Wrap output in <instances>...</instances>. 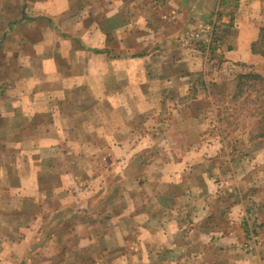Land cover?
Segmentation results:
<instances>
[{
	"label": "crops",
	"instance_id": "1",
	"mask_svg": "<svg viewBox=\"0 0 264 264\" xmlns=\"http://www.w3.org/2000/svg\"><path fill=\"white\" fill-rule=\"evenodd\" d=\"M100 1H106L107 7L98 9ZM141 1L144 0H0V118L23 119V123L13 122L12 128L17 131L8 139L18 147L30 144V148H17L8 166L0 164V218L7 213L8 217L18 214L20 204H10L9 196L20 199L26 192L38 206L48 204L49 210L53 209L49 216L37 211L20 238H0V264H28L42 240L47 243L54 239L62 243L54 244L59 251L47 254L53 258L74 251L79 259L74 264H109L106 258L110 256L119 264H133V259L138 264H172L175 258L177 264L183 257L201 261L204 254L190 250L186 241L212 244L217 238L228 237L220 225L236 223L232 213L220 210L216 214L218 204L210 201L222 191L216 182V178L220 181L216 177L219 169L204 171L203 165L210 161L214 164L220 157L209 160L201 152L204 142L200 143L202 135L192 110L197 92H188L187 88L183 92H161L162 82L172 81L175 85L177 80L179 88L182 78H167L163 51L159 50V57L153 55L158 52V35L155 41L149 37L158 30L149 31V11ZM190 1H194L193 9L204 3L181 0L187 8ZM219 1L213 0L205 9L212 34L221 13ZM232 1L235 9L237 2ZM156 4L150 10L156 12ZM245 4L251 9V19L259 23L237 22L236 44L228 46L227 55L232 57L234 50L240 53V47L244 54L237 52L231 59L254 57L251 44L264 26V0H246ZM175 7L181 9V3ZM216 11L220 12L217 17ZM133 48H139L140 53L123 52ZM117 49L123 54L116 53ZM40 130L47 136H41ZM171 130H176V135ZM101 131L107 146L105 155L98 157L95 150L91 154L79 152L85 165L75 157H66L63 145H93L94 133ZM137 146L142 151L156 146V154L147 160L149 165L141 164L145 156L139 158ZM54 148L57 152L52 156ZM47 150L49 154L44 153ZM53 157L59 161L58 184L44 192L61 194L54 206L43 203L38 195L41 176L50 175L54 169ZM15 159L20 161L16 166ZM68 159H72L73 167H80L77 172L68 170L64 163ZM23 160L29 163L27 169ZM90 161L99 163L93 166ZM103 167L106 174L119 178L118 191L115 186L102 200L98 199L101 186L82 193V181L103 180ZM195 172L201 181L198 185ZM81 194L88 195L85 203L79 199ZM43 196L45 199L47 195ZM116 199L124 201L123 207H113V214L104 219L105 210L98 206L109 200L110 208ZM57 230L59 237H55ZM69 237L74 238L72 243L63 244ZM5 239L11 241L5 244ZM224 258L225 254L218 261H203L222 264Z\"/></svg>",
	"mask_w": 264,
	"mask_h": 264
},
{
	"label": "rangeland",
	"instance_id": "2",
	"mask_svg": "<svg viewBox=\"0 0 264 264\" xmlns=\"http://www.w3.org/2000/svg\"><path fill=\"white\" fill-rule=\"evenodd\" d=\"M212 1L213 0H204V3L207 2V4L204 5V3H199V5H196L197 7L194 9L192 6L194 1H190V6L188 8L186 5L185 7L183 6V2H181V0L141 1L149 11V19H147L149 31H156L155 28H157L159 32V34L158 32L157 34L154 32V35L150 34L149 37V39L155 41L156 36L158 35L157 48H155L158 50V52L154 53L153 55L159 57V50L163 51V55L161 54L162 57L165 56L167 58L165 61L167 63L164 65V72L166 76H168L167 78H171L173 76L182 78V80L179 81V88L177 80L175 85L174 83H171L172 81L165 84L162 82L163 89H161V92H183L185 88L188 89V92H197L198 97H196L195 102H193L194 109L192 108V110L196 117L197 125H199V134L200 136L202 135L200 143L202 144V142H204V144L200 146L201 152L206 154L205 157H207L209 160L220 157V159L218 158L219 160L217 159L214 164H212V161H210V163H205L206 165L203 162L204 171H207L208 168L209 170L210 168L219 169V171H216V174L218 173L216 177L219 176L220 181H218L216 178V182L218 184L217 186H219L222 191L220 194L210 199V201L215 202V206L218 204L215 211L216 214H219V211L221 210L223 213H232L230 216L237 218L236 223L233 225H220L228 235V237L224 238L223 240L217 238V240L211 241L212 244H210V242L208 244H203L205 241L199 240H192V242L186 241L190 250L200 252L204 254V256L202 257L201 261L193 262L190 258L187 259L183 257V259L180 262L178 261L177 264H180L184 261H188L190 264H204V261L206 262L208 260V262H214L223 259V254L226 255V259L224 258L225 260L222 264H264V138L249 145V140L246 137L247 133L244 132V130L247 129L243 128H245V124L248 121L245 112L248 108H250V103L245 104L243 110L239 111L243 117L241 119L238 118L236 121L239 129H241L240 134H242L243 137H241V135H239L237 132L226 133L227 131H225L224 122L218 121L219 119L221 120L223 118L224 106H230L227 104L228 102L230 103L231 100L230 94H232V92L235 90L236 83L234 79L236 75L246 72H258L261 74L264 73V61L258 55H255L251 59L249 58L250 55L249 57L231 59L232 57L236 56L237 52L239 53L238 50H234V52L231 53L232 57L227 55L230 50L228 49V46L234 47L236 44V34L238 27L237 22H241L242 24H258L259 22L257 19H251L253 15L251 13V9L245 7L247 6V4H245L246 0H236L237 3L235 9L233 8V4H235V2L232 0H225L221 6V13L219 12L220 15L216 20L215 29L212 34V23L211 25L209 24V18H206L207 12H205V9H207V6L210 7ZM156 2L158 7L157 11L155 12V10H150V8H154ZM172 2L174 4L173 7L171 6L173 5L171 4ZM97 3L98 9H100V6L103 7V5L105 8L107 7L106 1H100ZM177 3H181V9H179V7H175ZM185 3L187 4V2ZM213 7L215 10H218L215 8L214 2ZM187 11L188 15H186ZM203 12L204 15H201ZM241 13L242 17H239ZM135 34L136 33L134 32L132 37ZM172 38H174V40H172ZM214 38L216 39V46L215 50L212 52V50H209L208 47L209 43ZM145 50L146 49L143 48V51ZM140 51L141 50L139 48H133L130 51L123 50L124 53H134L133 55H135L136 52L140 53ZM115 52L119 53L122 51L121 49H117ZM239 54H244L242 47H240ZM212 82L216 83V88L208 86V84ZM148 87L152 88V86ZM261 89L262 91L260 92H264V88ZM133 90L140 92V90H136L135 88H133ZM244 92H248L246 88H244ZM252 96H256V93L252 94ZM242 98L243 97H238L237 103H241ZM225 102L227 104H225ZM17 119L18 118L13 120H3L0 118V142L4 141V144L0 143V164L8 166L9 163H11V160H13L12 156L16 154L17 148H30L29 143H27V145H20L18 147V145L12 144V141L8 139L9 137L13 136L14 132L17 131L12 128L14 125L13 122L20 121V123H23V119ZM44 119H47V117H44ZM165 121L166 117H164L163 122ZM52 127L53 129H57L55 126ZM231 128L232 126H230V129ZM175 132L176 130H171L173 135H176ZM18 133H20V131H18ZM38 133L41 136H47V134H43V130H40ZM21 134H24V132H21ZM89 134H91L90 131ZM97 134L100 133H94L93 145H63L68 152L67 155L65 153L66 157H75L73 159H78L79 163L85 165L87 162L85 160H81L78 157L79 152L91 154L92 150H95L98 157L105 155V147L107 146H104L105 144H103L102 131L100 136H97ZM53 135H56V132H53ZM34 136L37 138V134H34ZM164 146L167 147L166 145ZM158 147L161 148L162 146H157V148ZM155 149L156 146H151L150 148H147L146 151H142V149H139L137 146L136 154L139 156V158H143V156H145L143 158L144 162H141V164H150V161L147 160H149L148 158H150L152 155L156 154ZM54 151H56L55 148L52 150V156H55ZM44 153L49 154V151L47 150ZM53 158L52 168L54 169L53 171H50V175L41 176L39 180L41 193L38 195L40 198H42L41 200L43 203L47 202L50 205L53 204L54 206L55 203L58 202L61 194L59 192H54L53 194H50L48 191L47 193L49 194L44 192V190H48L54 185L58 184L59 176L56 174V171L60 170L58 166L59 161L55 159L56 157ZM71 160L68 159L64 163L67 164L66 167L69 171L77 172V168L80 167H73ZM22 162L27 169L29 164L28 161L23 160ZM19 163L20 161H18V159L14 160L15 166ZM90 163L94 166L99 162L90 161ZM14 169L15 168L13 166L12 170ZM4 170L5 167H3V172ZM103 170H105L104 167ZM87 172H90V170ZM101 174L103 176V180L101 182H99V178L97 180L93 179V181L92 179L87 178V182L82 181L85 183L82 193L88 192L90 189L96 190L101 186L103 188L98 199L102 200V198H106L111 193V190L115 186L116 191H118L119 178L116 176L113 177L109 173L106 174V170L104 171V174L103 171ZM194 174H197L196 184L198 185L201 183L199 180V174L195 172L193 173V176ZM13 178L15 179V177ZM10 179L11 178H9V180ZM24 179L27 181L28 177L25 176ZM84 183L81 184L84 185ZM80 186L77 189H79ZM75 189L76 188L74 187V190ZM238 191H240L241 194ZM102 193L104 195H102ZM43 194L47 195L45 199H43ZM30 196L31 194H29V192L21 195L20 199H13L12 195L9 196V203L13 206H19L20 204V209L18 214H10L8 217L7 213L0 218V238L9 235L15 238H20L19 236L22 234V231L25 227L29 226L33 220L31 219L32 216L35 215L37 211L39 212L42 210L45 214H48V216L51 212H53V209L49 210L50 207L48 208V204H43L40 207L34 199H31ZM81 196L82 197L79 199H83L85 203V198L88 195L81 194ZM95 203H97V201ZM108 203L109 200L108 202H104L102 206H98V208L101 207L102 210H105L103 211L102 216L104 219L106 218L107 214V219L109 218L110 213L113 214V207L116 210L123 207L124 205L123 200L116 199V201H113L112 205H110V209L107 207ZM230 207H233L232 210H230ZM85 208L87 209L88 207L85 206ZM62 215H64V213H57V216ZM53 216L55 217L56 213L53 214ZM244 222L248 223L247 230L242 226ZM105 231H108L107 226H105ZM57 233L58 234H56L55 237H59L60 230H57ZM73 240L74 238L71 237L68 243H65L67 241H64L63 244L70 245L72 243L71 241ZM4 241L5 244H8L11 240L5 239ZM16 241L18 240H13L12 242ZM54 244L60 245L62 243H59V241L55 239L52 241H47V243L46 241L42 240L40 247L30 257L28 264H47L46 262L49 260L50 264H60V260L63 261L61 264H74L76 260H79L77 258L78 254H75L74 251H69L70 253L68 255L60 256L62 258L57 256L51 258L52 254H57L59 251V247L54 246ZM208 248L210 252L207 250ZM66 250H68V248H65V251ZM48 251H52V254H47ZM218 251L220 252L217 253ZM82 256V260H85L86 255L82 254ZM106 259L109 264H119V260H114L113 256H110ZM175 259L173 261L171 260L172 264H176L177 260ZM133 261V264H138L139 262L135 261V259H133ZM5 264H11V262L6 261ZM151 264L157 263L153 261Z\"/></svg>",
	"mask_w": 264,
	"mask_h": 264
},
{
	"label": "trees",
	"instance_id": "3",
	"mask_svg": "<svg viewBox=\"0 0 264 264\" xmlns=\"http://www.w3.org/2000/svg\"><path fill=\"white\" fill-rule=\"evenodd\" d=\"M222 1L223 0L219 1L218 6L222 5ZM218 14L219 12L216 11V17ZM215 46L216 39L214 38L209 43L208 48L213 52L215 50ZM250 50L253 55H258L264 61V27L260 28L258 38L251 44ZM234 80L236 83L235 90L232 94H230V103L228 102L227 104L225 102V104L232 106H224L223 118L218 121L224 122L225 131H227L226 133L237 132L241 135V137H243V135L240 134L241 129H239L236 121L238 118L241 119L243 117L239 111L243 110L245 104L250 103V108H248L245 112L248 121L243 129H247L244 130V132L247 133L246 137L249 140V145H251V143L258 142L264 138V92H260L262 91L261 88H264V73H240L236 75ZM208 86H211L212 88L217 87L214 82L209 83ZM244 88H246L248 92H244ZM254 93H256V96H252ZM238 97H243L241 99V103H237ZM230 126H232L231 129ZM242 226L246 230L248 229V223L244 222Z\"/></svg>",
	"mask_w": 264,
	"mask_h": 264
}]
</instances>
